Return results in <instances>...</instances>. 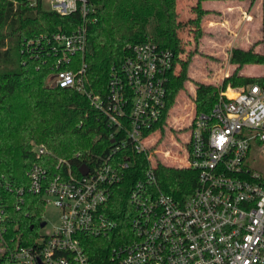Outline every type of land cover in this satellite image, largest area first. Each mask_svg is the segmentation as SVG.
Masks as SVG:
<instances>
[{
	"label": "built area",
	"instance_id": "2783aa9c",
	"mask_svg": "<svg viewBox=\"0 0 264 264\" xmlns=\"http://www.w3.org/2000/svg\"><path fill=\"white\" fill-rule=\"evenodd\" d=\"M29 2L59 15L82 17L70 33L31 41L36 43L34 53L57 56L56 62L65 67L56 66L50 86L85 94L116 134L111 135L110 153L91 165L82 162L77 172L63 159L53 173L39 163L29 168L28 189L58 209V222L43 233L48 223L44 217L46 224L26 243L5 240L0 230V264H90L84 236L115 226L105 205L113 186L140 162L138 156L147 167L129 191L137 209L133 236L111 248L106 264H264V170L251 162V150L264 144V86L251 83L233 96L220 93L209 111L193 114L186 125L184 156L177 161L196 171V185L184 199L172 197L158 189L154 169L158 164L175 166L177 156L167 150L159 156L151 137L163 129L176 53L152 41L134 44L102 97L86 88L82 60L76 65V55L86 48L84 21L94 0ZM32 149L37 156L47 153L43 144L34 143ZM83 164L86 173L79 171Z\"/></svg>",
	"mask_w": 264,
	"mask_h": 264
},
{
	"label": "trees",
	"instance_id": "16d2710c",
	"mask_svg": "<svg viewBox=\"0 0 264 264\" xmlns=\"http://www.w3.org/2000/svg\"><path fill=\"white\" fill-rule=\"evenodd\" d=\"M176 5L177 0H94V10L84 21L86 48L82 55H76V65L80 60L85 65L86 88L105 96L109 79L113 73L121 72L134 44L152 41L176 53L182 33ZM195 12L198 20L202 7L199 5ZM81 23L78 13L59 15L30 5L29 0H0V230L5 240L26 243L40 230L46 202L41 193L28 189V171L34 163L45 165L53 173L63 159L77 172L82 162L91 165L112 149L111 135L116 131L108 125L106 115L85 94L50 86L48 78L56 66L65 65L57 63L53 54L35 55L36 43L31 42L44 34L70 33ZM259 42L261 51L234 47L229 60L238 66L261 64L263 73L242 75L235 71L220 86L196 82V112L209 111L226 82L240 87L251 83L264 86V0ZM44 45L49 47L46 42ZM238 92L226 93L232 96ZM32 141L35 142L31 145ZM36 142L43 144L47 153L37 156L32 149ZM138 159L140 162L113 186L105 205L107 218L115 226L97 236H84L90 264H106L111 248L133 236L131 221L137 209L129 191L133 183L143 178L147 167L142 156ZM154 173L158 189L178 199L187 197L197 181L196 171L190 168L158 164Z\"/></svg>",
	"mask_w": 264,
	"mask_h": 264
},
{
	"label": "rangeland",
	"instance_id": "374dc122",
	"mask_svg": "<svg viewBox=\"0 0 264 264\" xmlns=\"http://www.w3.org/2000/svg\"><path fill=\"white\" fill-rule=\"evenodd\" d=\"M205 1L207 0L198 3L197 0H177L178 24L180 22L182 33L168 83L167 106L161 121L163 129L160 134H154L156 137H151L159 156L161 151L167 150L172 156H177L176 161L184 156L186 125L196 112L193 102L195 83L220 86L221 82L235 71L242 75L263 73L261 64L238 66L229 60L230 51L234 47L261 51V0H241L245 4L243 10L238 7H226L225 12L213 3L206 5ZM199 5L202 7V13L197 20L195 10ZM229 8L231 9L228 10ZM244 12L251 14L250 21L244 18ZM184 72L187 76H184ZM239 88L238 84L226 82L219 95H227V91ZM33 142L35 141H32L31 145ZM251 162L256 170H264V144L255 145L251 150ZM181 163L177 161L175 166H167L183 168ZM58 215V209L48 204L44 210L48 223L41 232L50 231L58 222Z\"/></svg>",
	"mask_w": 264,
	"mask_h": 264
},
{
	"label": "crops",
	"instance_id": "0c3cea01",
	"mask_svg": "<svg viewBox=\"0 0 264 264\" xmlns=\"http://www.w3.org/2000/svg\"><path fill=\"white\" fill-rule=\"evenodd\" d=\"M246 2V1H245ZM205 4H210L213 3L215 6L219 7L220 9H222V12H225L224 9H226V7H238L240 10H243V8L245 7V4L242 3L241 0H207L204 2ZM206 4V5H207ZM231 5V6H230ZM205 6V5H204ZM231 8H229L228 10H230ZM249 17L247 20L250 21L252 19V16L250 13L248 12H244V18ZM214 20H217L214 18Z\"/></svg>",
	"mask_w": 264,
	"mask_h": 264
},
{
	"label": "water",
	"instance_id": "95a60500",
	"mask_svg": "<svg viewBox=\"0 0 264 264\" xmlns=\"http://www.w3.org/2000/svg\"><path fill=\"white\" fill-rule=\"evenodd\" d=\"M87 166L85 164L81 165L79 168V171L81 173H86L87 172ZM46 224V219H42V221L39 223V227H43Z\"/></svg>",
	"mask_w": 264,
	"mask_h": 264
},
{
	"label": "bare ground",
	"instance_id": "6f19581e",
	"mask_svg": "<svg viewBox=\"0 0 264 264\" xmlns=\"http://www.w3.org/2000/svg\"><path fill=\"white\" fill-rule=\"evenodd\" d=\"M236 94H237V93H236ZM233 95H235V94H233ZM233 95H232V96H233Z\"/></svg>",
	"mask_w": 264,
	"mask_h": 264
}]
</instances>
